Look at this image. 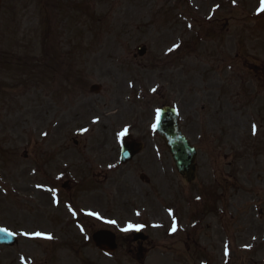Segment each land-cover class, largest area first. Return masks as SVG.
<instances>
[{
  "label": "rangeland",
  "instance_id": "obj_1",
  "mask_svg": "<svg viewBox=\"0 0 264 264\" xmlns=\"http://www.w3.org/2000/svg\"><path fill=\"white\" fill-rule=\"evenodd\" d=\"M259 8L260 0H4L0 227L19 242L0 247V264H79L87 255L102 264H264ZM139 47L147 53L134 58ZM164 106L197 150L194 183L155 133ZM124 128L144 149L120 166ZM129 223L148 237L131 252ZM98 230L117 235L115 255L81 249ZM35 231L53 239L21 235Z\"/></svg>",
  "mask_w": 264,
  "mask_h": 264
},
{
  "label": "water",
  "instance_id": "obj_2",
  "mask_svg": "<svg viewBox=\"0 0 264 264\" xmlns=\"http://www.w3.org/2000/svg\"><path fill=\"white\" fill-rule=\"evenodd\" d=\"M1 5V0H0ZM138 53L143 57L146 53L144 48L139 49ZM92 92L98 93L100 88L93 86ZM156 131L160 138H162L172 155L175 162L178 173L185 177L188 183L195 179V158L196 150L190 145V143L182 135L179 127V120L177 114L171 108H163L160 110L159 120L157 122ZM129 137H126V140ZM143 146L141 144H127L122 146L121 150V164L125 165L130 162L139 152H141ZM145 180V177H141ZM146 238L137 233L135 240H145ZM93 240L96 246L105 252H114L117 248L115 243V236L109 232H99L93 236ZM16 243V238L12 235H8L4 232H0V244L13 246Z\"/></svg>",
  "mask_w": 264,
  "mask_h": 264
},
{
  "label": "snow or ice",
  "instance_id": "obj_3",
  "mask_svg": "<svg viewBox=\"0 0 264 264\" xmlns=\"http://www.w3.org/2000/svg\"><path fill=\"white\" fill-rule=\"evenodd\" d=\"M236 0H233V3H235ZM219 7V5L217 6ZM259 11L260 12H264V0H260V8H259ZM175 47H179V45H175ZM172 49H170L169 51H171ZM153 92L156 91L155 88L152 89ZM156 115H157V120H159V115H160V110L157 109L156 110ZM93 123H98V120L96 121H93ZM153 127L155 128L156 125H153ZM255 125H253V130L255 131ZM84 131H87V129H85ZM129 134V130L128 128H124L123 131L117 133V139H120V140H123L124 137H126L127 135ZM45 135H47V133H45ZM38 187H40L38 185ZM48 191L50 192H54L53 189H48ZM197 199H199V197H197ZM57 203H59V201L57 200L56 201ZM69 210L72 211L71 207L69 206ZM73 215H75V212L73 211ZM87 215L89 216H93L95 217L96 219H99V220H103L104 218L97 212H88ZM137 215H139V213H137ZM105 223H108V224H116L117 222L115 220H105L104 221ZM143 228V225H138V224H132V223H129L127 225L126 228L122 229L124 232H129V231H139ZM81 231H83V229H81ZM177 231V228L175 226V224H173V227H172V232H176ZM0 232H4L8 235H16V233L14 232H9V230L7 228H0ZM21 235H24L26 237H30V238H33V239H47V240H51L53 239V237L51 235H48V234H45L43 232H40V231H35V232H24V233H21ZM227 254V253H226Z\"/></svg>",
  "mask_w": 264,
  "mask_h": 264
},
{
  "label": "flooded vegetation",
  "instance_id": "obj_4",
  "mask_svg": "<svg viewBox=\"0 0 264 264\" xmlns=\"http://www.w3.org/2000/svg\"><path fill=\"white\" fill-rule=\"evenodd\" d=\"M87 248H88L87 246L82 247V249L85 251L87 250ZM90 254L92 256H94L95 258H99L100 256H103V254L101 252L97 251L96 249H94V252L90 251ZM87 257H90V259L86 260V261L79 262V264H102V262H103L102 260H92L90 255H87ZM53 264H65V263L53 261Z\"/></svg>",
  "mask_w": 264,
  "mask_h": 264
},
{
  "label": "trees",
  "instance_id": "obj_5",
  "mask_svg": "<svg viewBox=\"0 0 264 264\" xmlns=\"http://www.w3.org/2000/svg\"><path fill=\"white\" fill-rule=\"evenodd\" d=\"M261 71H262V76H261ZM255 74L260 76L262 79H264V68L256 70Z\"/></svg>",
  "mask_w": 264,
  "mask_h": 264
}]
</instances>
